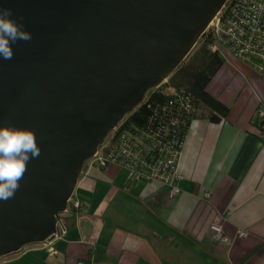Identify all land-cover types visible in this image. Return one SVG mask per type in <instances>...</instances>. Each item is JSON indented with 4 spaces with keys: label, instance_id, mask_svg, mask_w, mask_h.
<instances>
[{
    "label": "water",
    "instance_id": "95a60500",
    "mask_svg": "<svg viewBox=\"0 0 264 264\" xmlns=\"http://www.w3.org/2000/svg\"><path fill=\"white\" fill-rule=\"evenodd\" d=\"M228 0H0L31 33L0 58V126L41 148L0 200V257L53 239L87 160L187 59Z\"/></svg>",
    "mask_w": 264,
    "mask_h": 264
},
{
    "label": "crops",
    "instance_id": "0c3cea01",
    "mask_svg": "<svg viewBox=\"0 0 264 264\" xmlns=\"http://www.w3.org/2000/svg\"><path fill=\"white\" fill-rule=\"evenodd\" d=\"M208 89L231 110L223 121L192 123L178 194L91 160L76 190L85 205L61 215L53 239L0 264H264V142L253 123L264 105V68L227 53ZM215 222L228 226L226 238H213Z\"/></svg>",
    "mask_w": 264,
    "mask_h": 264
},
{
    "label": "built area",
    "instance_id": "2783aa9c",
    "mask_svg": "<svg viewBox=\"0 0 264 264\" xmlns=\"http://www.w3.org/2000/svg\"><path fill=\"white\" fill-rule=\"evenodd\" d=\"M205 32L216 40L210 45L212 48L228 50L234 57L264 68V0H228ZM259 113L264 115V105L259 108ZM123 121L109 134L91 160L102 166L113 163L127 169L131 182L158 180L170 186L171 196L178 194L180 183L185 179L180 163L186 135H179L175 124L172 133L163 136L156 130H122ZM70 202L75 207L80 205L74 196ZM62 221L60 217V224ZM211 229L216 240L228 236L225 224L215 222ZM240 235L244 236L246 232Z\"/></svg>",
    "mask_w": 264,
    "mask_h": 264
},
{
    "label": "trees",
    "instance_id": "16d2710c",
    "mask_svg": "<svg viewBox=\"0 0 264 264\" xmlns=\"http://www.w3.org/2000/svg\"><path fill=\"white\" fill-rule=\"evenodd\" d=\"M214 42L213 35L205 32L190 59L187 58L161 86L150 90L125 116L120 129L156 130L163 136L168 132L171 134L175 124L177 133L187 137L196 119L208 118L215 122L226 119L230 105L212 94L208 85L225 64L229 52L212 48L210 45ZM259 108L253 123L259 128L260 139L264 142V115H260ZM74 197L80 201V205L71 209L77 211L85 205V196L77 192Z\"/></svg>",
    "mask_w": 264,
    "mask_h": 264
},
{
    "label": "clouds",
    "instance_id": "9594fccd",
    "mask_svg": "<svg viewBox=\"0 0 264 264\" xmlns=\"http://www.w3.org/2000/svg\"><path fill=\"white\" fill-rule=\"evenodd\" d=\"M31 39V33L24 29L23 24L12 18V10L0 7V58L12 59V44ZM40 152L34 129L18 128L11 123L0 126V200L14 198L27 172L28 163L38 158Z\"/></svg>",
    "mask_w": 264,
    "mask_h": 264
},
{
    "label": "rangeland",
    "instance_id": "374dc122",
    "mask_svg": "<svg viewBox=\"0 0 264 264\" xmlns=\"http://www.w3.org/2000/svg\"><path fill=\"white\" fill-rule=\"evenodd\" d=\"M197 45H198V43H197ZM197 45L195 46V48L192 50V52L189 54V56L187 57L188 59H190V57L194 54V52L197 50ZM91 161V159L90 160H87L86 161V164H85V166H84V168L87 166V164H88V162H90ZM126 172V171H125ZM79 191V190H78ZM76 193H77V191H76ZM83 196H85V194H83V193H81ZM73 207V205H72V203L70 202V204H69V209L67 210V211H63L62 212V214H66V215H68V214H70V212H68V211H71V208ZM31 244V243H30ZM26 246V245H25ZM1 258V257H0Z\"/></svg>",
    "mask_w": 264,
    "mask_h": 264
}]
</instances>
